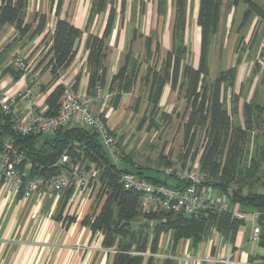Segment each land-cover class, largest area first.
<instances>
[{
	"label": "trees",
	"instance_id": "trees-1",
	"mask_svg": "<svg viewBox=\"0 0 264 264\" xmlns=\"http://www.w3.org/2000/svg\"><path fill=\"white\" fill-rule=\"evenodd\" d=\"M61 1L57 0L55 8L57 16ZM107 1L93 0L91 12L103 11ZM222 1L198 0L196 26L199 33V56L198 64L194 67L182 64L184 55L187 53L185 52L186 42L182 38L187 26L186 0H175L171 50L161 59L157 50L154 51L153 56L149 53L145 59L150 60L152 65L147 73L154 70L148 80L146 97L151 100L150 119L158 112L157 103L166 84H170L173 90L182 88L185 108L188 110L183 123L185 151L181 153V168L178 171L163 172L168 177L175 178L176 186L173 188L183 189L190 185V181L180 180L178 175L196 167L203 176V182L196 186L197 191L200 192V189L218 191L216 195L226 198L228 211L209 209L206 216L202 218L163 210L143 212L140 208V195L124 190L118 183L119 177L125 173H134L153 184L167 185L146 176L145 166L137 165L134 161L124 158L119 150V142L111 131L109 133L115 138L119 152L114 154L120 159H125V163L128 162L132 169H118L114 163H111L103 149L106 147L98 135L89 128L81 125L66 126L54 131L50 137L44 135L45 138L34 134L20 136L11 130L9 119L0 112L1 140L10 141L24 157V161L18 166L19 170H24L28 165L29 174L36 170V174L33 175L46 176L45 172L53 173L49 175L59 174L63 172V169L76 163L80 165L85 163V169H89L90 165L95 168L99 183L96 197L100 206L92 221L90 217H85L82 224L88 225L92 234L103 235L106 240L102 244L116 249L112 264H141L143 256L140 254L145 252L150 234L152 235L151 251H154L158 236L162 233H171L174 241L192 239L195 243L201 241L205 232L213 226L226 234L234 235L243 221L233 217V213L236 212L233 209L235 206L241 211H250L244 214L254 215V225L260 231L257 243L264 249V192H260V189H264V105L256 101L257 93H254L250 101H244L239 108L240 94L244 89L242 90L240 86L239 93L233 91L237 81V68L232 66L227 70H220L218 75L210 80L209 66L205 57L210 51L212 37L219 27ZM241 1L247 5V8L242 14L240 27L245 26L253 17H256L258 25H264V5L259 0ZM25 5L26 0H0V31L8 24L18 32V39L26 35L33 39L43 33L46 25L45 17L37 18L36 26L32 29V25L25 23L27 15ZM158 11H161V8ZM34 19L35 17L33 21ZM90 20L91 17H89ZM112 23L113 16L109 15L101 36L86 35L85 45L89 50L87 64L90 68L87 88L89 95L94 94L98 86L104 85L105 69L102 65L105 54L104 40L110 34ZM82 34V31L66 20H57L51 36V46L47 51L50 60L45 64V67H50L52 74L69 66L76 53V42L80 40ZM146 40H148L146 43L148 51L151 41L149 38ZM12 41L11 46L14 44V39ZM262 42L264 44V35ZM250 44L252 43L248 45ZM256 62H254L251 77H254L257 71ZM42 63L40 62V65ZM160 65L165 68L163 74L155 72ZM135 68L133 66L127 69L126 64L122 65L114 76L113 81L116 82V88L119 91L116 95L117 101L121 93L130 92L134 86L137 77ZM7 70L13 75H23L20 69L17 71L11 67ZM228 89L231 91L229 95H227ZM63 90L64 88L58 85L47 96L45 100L48 106L47 115H53L56 111ZM140 104V99L137 98L133 111L138 112ZM145 117L143 114L137 128L145 123ZM149 122L150 125L154 124L153 121ZM199 131L203 132L205 143L201 148L194 149ZM63 155L67 157V162L57 167L58 171H55L56 163ZM159 160L160 166L171 165L168 160L161 158ZM188 162L190 164L193 162V165L187 166ZM70 190L72 188L66 192ZM63 206L64 203L59 209L60 212ZM124 240L127 241L126 244ZM261 261L264 263V257Z\"/></svg>",
	"mask_w": 264,
	"mask_h": 264
},
{
	"label": "crops",
	"instance_id": "crops-1",
	"mask_svg": "<svg viewBox=\"0 0 264 264\" xmlns=\"http://www.w3.org/2000/svg\"><path fill=\"white\" fill-rule=\"evenodd\" d=\"M28 2L29 0H26V24H29L27 22V17H29ZM62 2L63 0L61 1L60 9L63 4ZM92 3L93 0H89L88 7L85 9V13L87 14L85 20L87 19V21L84 30L79 29V27L70 23L67 19L61 17L59 9L58 16L53 12L51 20L46 18L45 29L36 38H43L48 33V28L51 29L50 33L52 36L55 24L60 19L66 20L70 25L82 31L83 36L84 32L89 31L94 22V20H90L87 23ZM43 11L45 12V10ZM39 16L41 14H38L37 18ZM37 18L34 19L35 24ZM35 24L32 29L36 26ZM189 24L191 23L187 21V29L189 28ZM114 28L115 26L111 28L109 36L104 40L105 54L102 65L105 69V79L104 85L98 86L99 88L97 87L100 98L95 110L103 118L109 131L113 133V136L121 146L123 144L121 142H125L123 140L127 139L125 134L127 113L125 109L131 104L132 97H135L138 93L140 76L137 75L130 92L121 93L119 101L116 99L119 91L113 78L122 65L126 64V68L130 69V67H133V64L137 65V62L140 64L141 61H144L149 53H152L153 56L156 50L163 57V55L171 50L172 40H167L165 46L162 45L160 40H150V49L147 51L146 43L148 40H111ZM15 32L14 27L8 24L3 26L0 31V52L5 50L1 55L3 58H5L4 54L6 56L10 55L15 46V44L11 46L12 40L16 37ZM197 35L198 40H196V44H193V49L191 50L194 56L199 54L198 30ZM51 38L47 40V51L51 46ZM85 39L84 37L77 40L74 59L69 66L57 70L55 74H52L50 68L45 67V64L42 63L40 65L41 60H36L37 64L35 68L27 64L31 73L36 76L33 102L39 110H48L45 100L58 85L63 88L71 87L79 92L87 93L90 68L87 64L89 50L85 45L87 41ZM31 42L32 40L26 41V39H23L20 41L21 44L18 43L22 47V54L26 52L28 44ZM159 44L160 46L158 47ZM162 49L163 51H161ZM26 53V57H23V59H27L31 54L30 51ZM48 56L50 57V55ZM6 67L5 65L1 68L3 70L0 69V87L6 94L21 91L26 83V77L24 75H13ZM166 87L171 92L177 90H173L170 84H166L162 89L158 103ZM24 104V101L19 102L14 109L18 110ZM134 107L131 106L129 120L134 117L133 120L136 121L140 109L138 112H135L133 111ZM240 107L241 105H239ZM51 134H47L48 137L52 136ZM43 137L44 135L41 138ZM103 149L109 161L114 163L118 169H132L130 165L125 163V159H120L111 150ZM186 165L190 166L191 164L188 162ZM81 166L84 169L86 167L85 163ZM56 167L59 166L56 165ZM85 170L91 172L92 178L97 175L95 168L91 165L89 169ZM23 171L29 174L28 165ZM151 175L148 177L164 182L168 186H176L175 178H168L167 175H165L167 177H163L161 176L162 174L160 176L154 175L156 177ZM94 184L90 186L89 183L83 190L72 188V190L65 191L59 195L42 191L41 193L32 194L29 198H23L21 191L9 196L6 195V184L3 180H0V264H112L113 256L109 255L107 250L100 248L101 234H92L90 227L82 224L85 217H90L92 221L94 214L100 206V203L95 201V196H97L95 193L98 194L97 187L99 189V183L97 181L95 186ZM199 193L210 196L218 194V191L214 189H200ZM89 194L90 196L91 194L94 195V199L91 201L88 199ZM95 202L96 204L94 205ZM63 203L64 206L60 212L59 209ZM91 208L92 212L89 213ZM233 209L240 213H250V211H241L236 206ZM254 224L251 218L243 220L234 235L226 234L224 231L218 230L213 226L205 232L203 239L197 243L192 239L174 241L171 233H162L158 236L154 251L150 250L152 240V235L150 234L145 252L140 254L143 256L141 264H217L216 261L223 258H229L236 264H264L261 261V258L264 257V249L251 239L252 229L255 227ZM148 259H151V261H148Z\"/></svg>",
	"mask_w": 264,
	"mask_h": 264
},
{
	"label": "rangeland",
	"instance_id": "rangeland-1",
	"mask_svg": "<svg viewBox=\"0 0 264 264\" xmlns=\"http://www.w3.org/2000/svg\"><path fill=\"white\" fill-rule=\"evenodd\" d=\"M259 1L264 5V0ZM62 3L60 9L61 17L67 19L73 25L79 27V29L84 30L87 21V19L85 20V17H87L85 9L88 7L89 0H63ZM56 4L57 0H29V17H27V22L33 27L35 20L33 22L31 20L33 17L37 18L38 14H41L45 19L48 18L51 20L53 18L51 14L53 12L55 14V10L53 11V9L56 7ZM159 8H161V11H158ZM246 8L247 5L241 0L222 1L219 27L212 37L213 41L210 46V51L205 56L209 66V79L213 80L221 69L227 70L235 66L237 68V81L234 89H232L234 93L240 92V86H242V90L244 89L243 92L241 90L242 93L240 94L239 105L244 101H250L254 93H257L258 96H256V101L264 105V55H262V53H264V44L262 42L264 25H258L256 17H253L245 26L240 27L242 14ZM43 10H45V12ZM197 10L198 0H186L185 18L186 21H189L191 24H189L188 29L187 27L185 28L182 36L183 40L187 42L185 44L187 48L185 52L187 53L184 55V58L182 56V64H189L194 67L198 64L199 55L194 56V54H191L190 50L193 49V44H196V40H198V29L196 26ZM174 13L175 0H108L103 11L97 13L93 10L91 12L89 17H91V20H94V22L89 28V31L84 32L81 38H86V35L90 33L101 36L110 15L113 16L114 25L112 23V27L115 26L111 40H146L149 38L150 40H160L162 45L165 46L167 40L172 39L171 30L174 21ZM87 23H89V20ZM47 31L48 33L43 38L34 37L30 39L28 35L23 38L26 39V41L32 40V42L28 44L29 46L26 50V52L30 51L31 53H29L30 55L27 59H23V57H26L27 53H21L22 47H20L18 43L23 39H18L19 34L16 31V37L14 39L15 46L10 52L12 56L10 57L11 54L8 56L4 54L5 58H3L1 55L5 50L0 52V69L6 65V68L10 69L12 67L19 71V61H21L25 67L27 64L30 66L32 65V68H35L37 64L36 60H41L40 62H43V64H46V62L48 63L50 57L47 55V40L51 38V29L48 28ZM178 38L181 39L180 36H178ZM249 43L252 44L248 45ZM161 51H163V49ZM40 56L42 57L41 59ZM43 58L46 61H44ZM161 58L162 56H160V59ZM255 61H257V71L254 73V77H251ZM133 66L136 67L135 70H137V75L140 76L138 84L139 89L137 95L134 93L136 96L132 97L131 104L125 109L127 113V126L125 131L127 139L123 140L125 142H121L123 144L120 146L119 150L122 156L125 155L127 159L134 161L137 165L145 166V175L150 176V174H152L151 176H160L162 174L161 176L167 177L165 176L166 173L178 171V169L181 168V153L185 151L183 123L186 120L188 110L185 108L183 91L182 88L179 87L176 91L171 92L169 88L166 87L160 102L157 104L158 112L154 117L149 119L151 100L149 97H146L148 90L147 85L150 75L154 70L152 69L149 74L147 73L149 68H152L150 60L141 61L140 64L137 62V65L133 64ZM164 69V66L162 68V65H160L155 69V72L157 71L163 74ZM180 82L181 80L179 83ZM230 92L231 91L228 89L227 95H229ZM137 98H139L141 102V106H139L140 113L137 115L136 121L133 120L134 117L129 120L131 106H135ZM143 114L146 116L145 123L139 127V129L137 127ZM149 121H153L154 124L150 125ZM204 143V134L202 131H199L194 143V149L201 148L204 146ZM160 158L162 160H168L171 165L168 167L163 165L160 166ZM195 159H197V157H195ZM23 161L24 159L22 162ZM22 162H20V164H22ZM126 164L130 165L128 162H126ZM192 165L193 162L190 166ZM35 171L27 175L30 177L36 174ZM55 171H58V168ZM44 174L50 176L49 174L53 173L45 172ZM168 178L173 179V177ZM93 183H95L94 186L97 183L96 176L90 179V186L93 185ZM260 192H264V189H260ZM95 195H97V193H95ZM88 199L91 201L94 199V195L91 194L90 196L89 194ZM95 201L98 203L96 196ZM91 212L92 208L89 213ZM100 237V248L107 250L109 255L114 257L116 249L102 244L106 239L103 235ZM126 242L127 241L124 240V244H126ZM133 254L139 255L135 252H133Z\"/></svg>",
	"mask_w": 264,
	"mask_h": 264
},
{
	"label": "built area",
	"instance_id": "built-area-1",
	"mask_svg": "<svg viewBox=\"0 0 264 264\" xmlns=\"http://www.w3.org/2000/svg\"><path fill=\"white\" fill-rule=\"evenodd\" d=\"M18 69L26 77L24 88L19 92L6 94L0 87V112L9 119L10 128L15 134L43 136L66 126L81 125L93 130L108 150L119 154L115 138L110 135L105 122L95 110L100 98L98 90L89 95L71 87H65L56 111L53 115H47L46 110H39L33 102L36 76L21 61L18 62ZM23 101L24 106L15 110L16 105ZM23 159L24 157L10 141H3L0 138V180L6 184L5 193L8 196L18 191L22 192L23 198H29L32 194L41 191L59 195L70 188L83 190L92 178L91 172L85 170L79 163L63 169V172L59 174L29 177L23 170H19L18 166ZM65 162L67 157L63 155L56 165L60 167ZM178 176L180 180H189L190 185L183 189H176L162 184H153L134 173L122 174L118 183L124 190L140 195V208L146 213L163 210L202 218L206 216L209 209L228 211L224 196H209L197 191L196 186L203 182V176L196 167ZM233 217L239 220L251 218L252 222L254 221V215L240 212H234ZM259 232L257 226L253 227L251 234L253 241H258ZM216 263L236 264L229 258L219 259Z\"/></svg>",
	"mask_w": 264,
	"mask_h": 264
}]
</instances>
